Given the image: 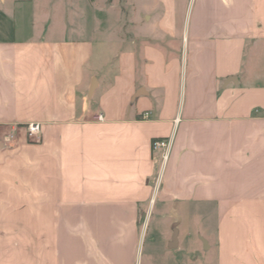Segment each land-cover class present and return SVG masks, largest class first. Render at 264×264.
Segmentation results:
<instances>
[{
	"label": "crops",
	"instance_id": "crops-1",
	"mask_svg": "<svg viewBox=\"0 0 264 264\" xmlns=\"http://www.w3.org/2000/svg\"><path fill=\"white\" fill-rule=\"evenodd\" d=\"M111 4L0 0V264H264V0Z\"/></svg>",
	"mask_w": 264,
	"mask_h": 264
},
{
	"label": "rangeland",
	"instance_id": "rangeland-1",
	"mask_svg": "<svg viewBox=\"0 0 264 264\" xmlns=\"http://www.w3.org/2000/svg\"><path fill=\"white\" fill-rule=\"evenodd\" d=\"M152 0H112V11L113 17L116 18L120 17L122 7L125 5L130 10L135 9V14L137 16V10H141L144 5L148 4ZM135 3V6H134ZM124 4V5H123ZM59 8V7H58ZM58 10L56 9L54 12L56 13ZM116 48H114L115 50ZM158 210H156L153 220H152V227L158 224ZM170 217L173 219L170 220ZM175 214L169 215V219L167 222L173 223L175 220ZM186 219L187 223L185 222V227L183 226V220ZM170 220V221H169ZM213 218H210L212 222ZM176 221V220H175ZM177 221L181 223L179 227L182 229L181 238H182V247L179 250L172 251L171 255L168 257L160 256V260H156L159 264H216L217 260V250L213 249L212 252H208L204 249V241L201 238L203 236L211 237V233H207V226L203 223V218L201 216H197L194 214L193 217L182 218L178 217ZM166 223V222H165ZM164 224V223H163ZM165 225V224H164ZM167 225V224H166ZM187 225V227H186ZM189 235L186 237V232ZM186 237V238H185Z\"/></svg>",
	"mask_w": 264,
	"mask_h": 264
},
{
	"label": "built area",
	"instance_id": "built-area-1",
	"mask_svg": "<svg viewBox=\"0 0 264 264\" xmlns=\"http://www.w3.org/2000/svg\"><path fill=\"white\" fill-rule=\"evenodd\" d=\"M98 120L103 121L104 116L102 113H100L97 117ZM18 128L14 127L11 131L7 133L5 136V141L7 143H14L16 141V132ZM26 132L27 137L30 141L36 142L39 141L41 138V132H42V125L40 122H30L26 125ZM171 141L170 139H157L153 141V149L157 151H161L163 155V161H167L169 157V151H170Z\"/></svg>",
	"mask_w": 264,
	"mask_h": 264
},
{
	"label": "water",
	"instance_id": "water-1",
	"mask_svg": "<svg viewBox=\"0 0 264 264\" xmlns=\"http://www.w3.org/2000/svg\"><path fill=\"white\" fill-rule=\"evenodd\" d=\"M173 240H174V242L177 241V236H176V234H174ZM204 242H205V240H204ZM173 246H175V244H174V245H171V247H173Z\"/></svg>",
	"mask_w": 264,
	"mask_h": 264
},
{
	"label": "trees",
	"instance_id": "trees-1",
	"mask_svg": "<svg viewBox=\"0 0 264 264\" xmlns=\"http://www.w3.org/2000/svg\"><path fill=\"white\" fill-rule=\"evenodd\" d=\"M161 139V138H160Z\"/></svg>",
	"mask_w": 264,
	"mask_h": 264
}]
</instances>
